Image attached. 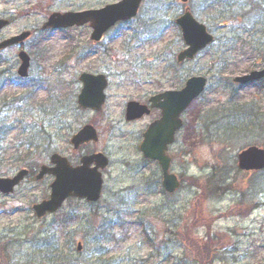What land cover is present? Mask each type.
Wrapping results in <instances>:
<instances>
[{
  "label": "rangeland",
  "instance_id": "obj_1",
  "mask_svg": "<svg viewBox=\"0 0 264 264\" xmlns=\"http://www.w3.org/2000/svg\"><path fill=\"white\" fill-rule=\"evenodd\" d=\"M115 1L0 0V18L11 20L0 31V40L35 30L20 44L31 57L26 82L19 83L16 75L19 47L0 53V98H17L0 106V176H11L28 162L37 167L48 163L52 150L62 153L65 139L92 122L93 113L76 104L81 72L108 76L104 108L112 114L109 122L119 119L122 104L134 89L142 94L153 89L152 84L143 86L148 76L160 72L179 77L161 83L167 87L174 81L173 86H181L185 78L199 74L207 77V87L183 112L184 127L172 148L170 167L181 186L174 193L164 192L158 166L144 161L132 137L117 136L106 148L113 163L104 171L102 196L96 203L67 199L58 211L39 219L31 205L48 196L49 177L25 179L13 194L0 193V260L200 264V255L205 254L207 264H264V169L244 172L235 163L240 149L264 148L260 127L264 80L247 85L231 81L234 75L264 66V0H230L223 14L219 11L227 7L224 2L205 10V0H188L194 17L216 40L193 60L175 67L171 63L183 47L174 23L183 10L181 0H144L134 19L115 25L98 44L89 40L88 26L40 30L50 12ZM56 95L62 104L51 106L47 100ZM30 108L33 120L37 124L42 120L41 131L35 123L33 129L27 117ZM221 111L226 116L219 120ZM205 115L207 130L202 123ZM97 120L106 126L105 114ZM139 125L122 128L136 131ZM45 133L50 135L49 145ZM101 139L95 149L107 138ZM77 242L81 252L76 251Z\"/></svg>",
  "mask_w": 264,
  "mask_h": 264
},
{
  "label": "water",
  "instance_id": "obj_2",
  "mask_svg": "<svg viewBox=\"0 0 264 264\" xmlns=\"http://www.w3.org/2000/svg\"><path fill=\"white\" fill-rule=\"evenodd\" d=\"M142 0H120L115 3L107 4L99 9H89L78 12H52L42 28L47 27H67L82 25L86 22L92 27L91 39L99 40L103 31H106L118 20L130 19L137 13ZM186 1V0H182ZM193 15L188 8H185L183 14L176 18L175 22L179 26L182 34V39L186 44V48L181 50L176 55L177 62H182L184 59H192L194 55L209 43L213 41L212 35L206 30L205 25L192 17ZM8 23L5 19H0V29ZM29 32L25 31L19 35L6 39L0 42V49L5 46L18 43L28 37ZM28 55L21 51L19 58L21 65L18 67V74L25 76L28 68ZM264 77V68L252 70L247 74L235 76L234 82L245 83L248 81L260 79ZM83 83V87L78 97V104L81 107H89L99 109L103 102V90L105 88V77L102 74L91 75L82 73L79 77ZM206 78L203 76H191L185 80L184 86L177 90H167L162 92L158 98H162L160 106L162 108V119L156 128H151L142 136L143 140L140 143V151L145 158L157 160L162 170V188L167 192H173L179 185V181L173 173L169 172L170 157L166 155L168 144L173 141L174 132L181 126L179 114L183 111L204 89ZM126 117L128 119L135 117L138 113L144 111L142 105L135 102L126 104ZM138 114V115H139ZM156 130L158 131L156 135ZM95 132L92 126L86 125L82 127L71 139L75 147L80 143L89 139H95ZM104 158V157H103ZM102 155L92 154L84 156L81 159V164L72 167L66 159L54 154L50 158V162L54 163V167L41 165L37 179H40L44 174H53L55 179L50 184V193L47 199L32 205L34 215L41 217L46 213L56 211L68 196L84 198L87 201H96L100 196L102 187V178L99 167H104L106 161ZM238 167L244 170H258L264 167V149L256 146H249L237 154ZM94 161L96 165L90 167V163ZM28 171L21 169L12 177H0V191L8 193L13 190L15 184H18L22 177ZM80 244V243H79ZM76 245L77 250H80L81 245Z\"/></svg>",
  "mask_w": 264,
  "mask_h": 264
},
{
  "label": "flooded vegetation",
  "instance_id": "obj_3",
  "mask_svg": "<svg viewBox=\"0 0 264 264\" xmlns=\"http://www.w3.org/2000/svg\"><path fill=\"white\" fill-rule=\"evenodd\" d=\"M163 74V73H162ZM159 75H161V73L159 72ZM165 81L164 76L159 77L158 79L155 80H151V79H147L144 81V87H148L149 85L152 84V90L150 91H146V93L144 92L142 95L139 94H135L132 95L131 97L127 98L121 108V112L119 113V119L114 121L112 120L111 122H109L111 119L108 117L109 115L112 116L111 113H108V109H102L99 112H94L93 113V117H92V122L91 124L94 126V128L97 131V135H98V139L96 141H88L85 143L80 144L77 148H74L71 144V136L74 135V133H72L71 135H69L65 140H66V149H64V151L62 152V155H64L67 159V161L73 165L76 166L80 163V158L83 155L86 154H91V153H96V152H102L106 155V158L108 159V165L107 167H105L104 169H101L102 174H104V171L108 169L109 166H111L112 159H110L111 157L109 156V154L106 152V148L108 147V142H110V139H114L117 136L118 137H132L138 147L141 139H142V134L144 131H146L147 129H149L152 125H156L158 121H160V119L162 118V109L161 106L159 105L161 102L160 99L157 98V96L163 92L164 90H166L167 88L165 86H163L161 83ZM156 86V87H154ZM147 88V89H148ZM134 91H138V88L134 89ZM129 100H135L144 104L146 106L147 111L142 114V116L138 119H134L131 121H126L124 118V114H125V104L129 101ZM106 101V99H105ZM102 114H105V118H106V126L103 128L100 124H99V120H97V116H100ZM137 123H139V128L136 131H127L124 130L122 127L125 125H134ZM184 123V122H183ZM182 123V124H183ZM98 124V125H97ZM122 131V133H120ZM181 130L180 132L178 131L175 135V142H177L179 136H181ZM107 137H106V135ZM101 135H104L105 139L104 142H102V147L99 149H95V146L100 143L102 141L101 139ZM172 147L173 146H169L168 151L170 149V152L172 153ZM171 156V154H170ZM172 157V156H171ZM147 162H154L157 164L156 161H151V160H147L145 159ZM93 165V164H92ZM158 165V164H157ZM30 174V173H29ZM50 178V180L53 179V176H48ZM0 264H14L12 262H6V261H1L0 260Z\"/></svg>",
  "mask_w": 264,
  "mask_h": 264
},
{
  "label": "trees",
  "instance_id": "obj_4",
  "mask_svg": "<svg viewBox=\"0 0 264 264\" xmlns=\"http://www.w3.org/2000/svg\"><path fill=\"white\" fill-rule=\"evenodd\" d=\"M229 1L230 0H215V2L214 1H212V0H205V2H207L208 4L207 5H209V7L207 6V5H205V10H212L211 8H212V6H214V5H216V3L217 4H219V3H221L222 2V4L221 5H223V2L225 3V5L227 6L226 8H225V6L223 5V9L226 11L227 10V8H229L230 6H231V4H229ZM222 9V10H223ZM229 10V9H228ZM225 11H219L220 13H226ZM229 17H230V15H229ZM236 17V15H231V17L230 18H235ZM258 53L260 54V51L258 50ZM263 52L261 51V54H262ZM224 118V112H222L221 111V114L219 115V117H218V119L219 120H222ZM202 123H204V127H205V129L207 130V127H208V120H207V115H205L203 118H202ZM261 128H262V130H263V132H264V122L263 123H261V126H260ZM29 166H32L31 164L29 165ZM200 264H204V263H208L209 261H206V259H207V257L205 256V254H202V255H200Z\"/></svg>",
  "mask_w": 264,
  "mask_h": 264
}]
</instances>
